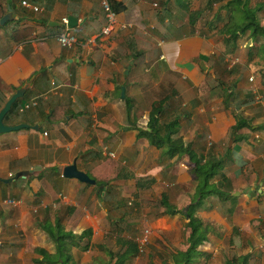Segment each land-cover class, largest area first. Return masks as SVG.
Segmentation results:
<instances>
[{
  "label": "crops",
  "instance_id": "1",
  "mask_svg": "<svg viewBox=\"0 0 264 264\" xmlns=\"http://www.w3.org/2000/svg\"><path fill=\"white\" fill-rule=\"evenodd\" d=\"M22 1L0 0V18L9 7L14 13L13 19L0 24V110L27 84L14 112L4 120L32 125L0 134V178L27 172L9 182L0 180V264H52L41 252L54 253L57 248L46 223H60L75 235L91 229L90 237L80 241L87 248H70L78 264L110 262L106 254L121 247L111 219L121 220L124 237L137 240V229L147 225L155 240L180 248L185 220L179 213H165L158 194L165 193L177 204L196 182L185 160L173 170L177 154L171 158L166 146L157 147L139 134L151 130L155 102L172 106L178 121L174 136L191 143L203 159L209 153L233 155L224 156L212 181L223 190L230 185L234 196L241 191L239 196L245 197L238 200L244 202L262 191L264 182L255 185L257 174L242 165L246 151L260 152L264 121L259 119L253 124L254 135L231 148L229 119L235 110L212 89L215 77L226 82L240 56L249 59L251 52L240 44L245 35L233 55L223 56L222 21L213 18L228 0H128L132 4L115 12L113 24L103 6L109 0H27L38 10ZM70 15L78 20L68 29L77 37L71 46L57 39L63 32L62 19ZM99 19L101 28L95 31ZM211 22L218 28H211ZM240 79L231 81L233 98L239 114L249 121L252 106L264 102L257 96L255 101L247 91L250 85L240 84ZM25 102H31L29 108L20 110ZM74 162L95 183L63 176V167ZM144 176L153 182L138 188L137 179ZM99 182L112 187L110 198L101 199ZM251 188L253 195L244 192ZM211 197L217 202L204 203L198 214L221 207L230 212L232 206L224 208L218 196L207 199ZM136 257L126 264H138Z\"/></svg>",
  "mask_w": 264,
  "mask_h": 264
},
{
  "label": "trees",
  "instance_id": "2",
  "mask_svg": "<svg viewBox=\"0 0 264 264\" xmlns=\"http://www.w3.org/2000/svg\"><path fill=\"white\" fill-rule=\"evenodd\" d=\"M212 1V0H209ZM220 1V0H217ZM132 3L128 0H109V5L112 11L116 12L129 7ZM225 11V13H223ZM260 11H264V5L262 3H256L252 5L250 0H228L226 4L221 5L214 14L216 22L222 21L219 31L222 33L225 42V53L223 56L233 55L235 52L238 39L245 35H250L254 38L253 46L256 47V52L251 51L250 56H257L259 58L260 83L264 86V16L259 18ZM15 19V18H14ZM214 22V21H212ZM210 24V27L217 29L214 24ZM215 22V23H216ZM65 26L61 23L60 31H64ZM260 38V39H259ZM259 39V42H258ZM233 86L227 85L226 82L219 77L213 79V91L219 90L218 93L222 94L226 103H228L235 112H232V117L229 119V127L232 130L233 143L248 138V133L254 130L253 124L246 118L242 117L238 112V107L233 98ZM232 89V90H231ZM264 90V89H263ZM264 92V91H263ZM17 99L10 111L6 114L5 118L10 116L18 103ZM165 101L155 102L152 105L150 111L149 126L150 131L141 130L139 134H145L150 138L152 144L157 147H167V152L172 158L177 154V158L172 162V169H177L183 160L189 165V173L194 179L195 187L193 191L187 194L184 199L177 204H171L168 201V197L165 193H159V205L165 207V213H179L185 220V241L181 244L177 253L173 255L174 264H197L195 259L204 256L205 251L200 249L203 242L208 241L209 237L207 232L209 227L205 226L197 213L208 197L212 195L218 196L223 201L232 197L238 201V197L232 195V192L223 190L212 179L218 174L224 163V155H217L215 153H209L204 159L192 148L191 143H185L182 136L175 137L178 121L177 118L171 114L173 108L171 105L164 107ZM153 179L150 176L139 177L137 179V187L142 188L150 186ZM100 184V197L101 199H108L112 194V187H107L105 183ZM111 186V185H110ZM264 194V189L258 194H254L255 197L250 196L249 201L255 199L260 200V196ZM253 195V194H252ZM135 205L137 203L135 202ZM115 225V231L117 232V240L121 243V247L117 250L110 251V262L108 264H126L132 257L140 253V244L136 239L122 236V233L126 229L123 223L119 219H111ZM253 222L260 221V218H255ZM46 229L50 236L57 241V248L54 253H50L47 250H41L43 254V260L52 264H78L71 254V246H80L87 248L88 244L81 245L80 241L84 237H90L91 229L87 228L83 230L79 235H75L72 232L65 231L64 227L57 223L56 225L47 224ZM226 264H250L247 256H238L237 262L226 261Z\"/></svg>",
  "mask_w": 264,
  "mask_h": 264
},
{
  "label": "rangeland",
  "instance_id": "3",
  "mask_svg": "<svg viewBox=\"0 0 264 264\" xmlns=\"http://www.w3.org/2000/svg\"><path fill=\"white\" fill-rule=\"evenodd\" d=\"M250 3L252 5L256 3H262L264 5V0H250ZM260 15H264V11ZM101 24L102 21L99 19L95 25V31L100 30ZM7 27L9 26L7 25ZM91 27L92 26L89 28ZM242 39L243 40L240 41L242 47H251V51L256 52L255 50L257 46H253L254 38L251 40L250 36L247 35ZM239 60L237 67L232 71V78H228L226 82L233 85L235 78H241L240 80L242 81L240 84L250 85V88L247 91H251L249 92L250 95L255 96L254 100L257 101L258 99L264 102V87H260V75L258 73L260 66V64H258L259 58L257 56H250L249 59H245L244 55H241ZM228 73L230 75V71H228ZM251 77L253 80H250ZM234 88L235 86H233V92ZM240 95H242V93H240ZM257 103L258 104L252 106V114L249 119L252 124L256 125L259 119L264 121V105L258 101ZM251 132L252 131L247 132L249 136L254 135V133ZM262 138V142L260 141V152L253 148H251V151L249 152L246 151L244 153L246 158L244 160L245 163L242 165L243 168H251L250 171L252 173L250 174L253 175V172L257 174V180L255 182V185L257 186H260L258 185L259 181L264 182V137ZM223 154L225 157H233L232 154L227 152H224ZM260 189L262 188L259 187L258 191ZM225 190L227 192L231 191L230 185L229 187L226 185ZM246 190L249 195H252V192L255 191L253 188H251V190ZM232 195H234V192H232ZM236 197L244 198L245 194ZM260 198L261 200L256 201L253 199L248 202L236 200V203L234 204L235 199L229 197L226 203L225 201H221V205L224 206V204H226L224 208L232 206L230 212L225 211V209L224 211H221L223 210L222 207L220 211H218L217 208H212V210L208 209L200 212L199 217L203 224L209 227V231L207 232L209 240L201 244L202 246H200V249H204L205 254L204 256L195 259L197 264H226V261L228 260L237 262V257L241 255L247 256L250 264H264V194L261 195ZM215 202H217V200L214 199V197H211L205 201V206L213 205ZM228 203H231V205H227ZM234 209L235 212L233 213L232 211H234ZM255 218H260V221L253 222L252 220ZM137 231L139 237L146 236V242L140 243L142 252H140L139 256L135 258L137 259L138 264H174L173 255L178 249H173V244L166 242L164 239H160V241L155 240L147 225H142ZM112 249L114 250V248ZM106 256L108 262L110 253H107Z\"/></svg>",
  "mask_w": 264,
  "mask_h": 264
},
{
  "label": "water",
  "instance_id": "4",
  "mask_svg": "<svg viewBox=\"0 0 264 264\" xmlns=\"http://www.w3.org/2000/svg\"><path fill=\"white\" fill-rule=\"evenodd\" d=\"M13 17H14V13H13L11 7H9L8 12L5 13L0 18V24L4 25L8 20L13 19ZM67 18H68V23H67L68 28H73L77 25L78 20L76 19V17L70 15ZM131 63H132V61H130V65L128 66V69L131 67ZM128 69L125 71L126 73H128ZM26 87H27V84H25L23 87L17 89L11 95V97L6 101L4 106L1 108V110H0V134L5 133V132H10L13 130H18V129L23 128V127H31L32 126V125H29L26 123L7 124L4 120L6 114L10 111V109L12 108V105L16 101V99L21 97L24 94ZM121 96L122 97L125 96V87L124 86L122 87V90H121ZM33 127L37 129L38 125L36 124ZM231 144H232V140L230 141L229 145L231 146ZM26 173H27L26 171H19V172H16L13 176H11L9 178H0V180H3L5 182H9L18 176L25 175ZM62 175L65 177H70V178L74 177V178H77L83 182L95 183V179L91 178L85 171L80 170L77 167V164L75 162L65 165L62 169ZM246 191L247 190L244 189V192H246ZM240 193H241V191H236L235 195L237 196Z\"/></svg>",
  "mask_w": 264,
  "mask_h": 264
},
{
  "label": "built area",
  "instance_id": "5",
  "mask_svg": "<svg viewBox=\"0 0 264 264\" xmlns=\"http://www.w3.org/2000/svg\"><path fill=\"white\" fill-rule=\"evenodd\" d=\"M22 4L25 5V6H28V7H32L34 10H38L39 9L37 6L32 5L27 0H23ZM103 6L107 10V16L109 18V22L111 24L115 23V12L111 10L109 2L108 1L103 2ZM62 22L64 23V25L66 27V30L61 32L60 34H58L57 35V39H58V41L60 43L71 46L72 44H74L77 41V37L74 34H72L71 32L68 31V29H69L68 26H67L68 18L64 17L62 19ZM128 26H131V24H129ZM162 42L163 41H160L159 44L161 45ZM30 103L31 102H25L21 106L20 110H24L26 108H29V106H30L29 104ZM34 104H35V102H34ZM45 134H47V132H45ZM259 136H260L259 134L255 135V137H257V138H259ZM137 241L139 242V244L146 242V236L138 237ZM140 252H142L141 244H140ZM136 256H139V254H137Z\"/></svg>",
  "mask_w": 264,
  "mask_h": 264
}]
</instances>
